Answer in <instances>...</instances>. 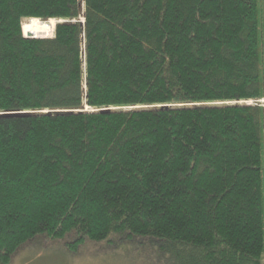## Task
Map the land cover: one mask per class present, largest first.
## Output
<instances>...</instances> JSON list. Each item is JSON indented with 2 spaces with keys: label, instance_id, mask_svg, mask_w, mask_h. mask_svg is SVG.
<instances>
[{
  "label": "trees",
  "instance_id": "1",
  "mask_svg": "<svg viewBox=\"0 0 264 264\" xmlns=\"http://www.w3.org/2000/svg\"><path fill=\"white\" fill-rule=\"evenodd\" d=\"M261 101L264 0H0V264L71 234L264 264Z\"/></svg>",
  "mask_w": 264,
  "mask_h": 264
},
{
  "label": "rangeland",
  "instance_id": "2",
  "mask_svg": "<svg viewBox=\"0 0 264 264\" xmlns=\"http://www.w3.org/2000/svg\"><path fill=\"white\" fill-rule=\"evenodd\" d=\"M34 20L23 21V23L31 22V38L50 39L54 37V33L45 27L48 21L42 23L37 19ZM56 22L57 25L62 21L56 20ZM44 29H47L50 35L49 33L43 34ZM261 102L264 103V101ZM262 146L264 160V136ZM148 254L150 252L144 246L137 248L136 242H130L128 239L111 238L101 242L85 240L82 244H76V237L73 234L60 240H52L46 235H41L20 248L11 264H165L159 262L154 254L150 256Z\"/></svg>",
  "mask_w": 264,
  "mask_h": 264
},
{
  "label": "bare ground",
  "instance_id": "3",
  "mask_svg": "<svg viewBox=\"0 0 264 264\" xmlns=\"http://www.w3.org/2000/svg\"><path fill=\"white\" fill-rule=\"evenodd\" d=\"M34 21H35V20H34ZM35 22H36V21H35ZM39 22L45 23V22L40 21V20H39ZM56 23H57L56 20H50V21L46 22V24H45L46 26H45V25H44V26H45L47 29H49V31H51V33H54V30H55V28H56ZM35 26H36V25H35ZM36 27H37V26H36ZM42 28H43V27H42ZM47 29H46V30L44 29L43 34L46 35V33H49V32L47 31ZM39 31H40V29H39ZM32 32H33V31H32ZM38 34L40 35V34H42V33H38ZM49 35H50V33H49ZM33 36H34V35H33ZM35 37H36V36H35ZM50 38H53V37H50ZM106 110H107V109H106ZM102 111H103V110H102Z\"/></svg>",
  "mask_w": 264,
  "mask_h": 264
},
{
  "label": "water",
  "instance_id": "4",
  "mask_svg": "<svg viewBox=\"0 0 264 264\" xmlns=\"http://www.w3.org/2000/svg\"><path fill=\"white\" fill-rule=\"evenodd\" d=\"M31 36H32V35H29L28 37H30V38H31Z\"/></svg>",
  "mask_w": 264,
  "mask_h": 264
}]
</instances>
